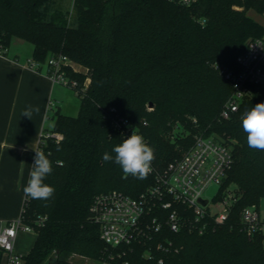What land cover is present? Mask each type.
Listing matches in <instances>:
<instances>
[{"label": "trees", "instance_id": "16d2710c", "mask_svg": "<svg viewBox=\"0 0 264 264\" xmlns=\"http://www.w3.org/2000/svg\"><path fill=\"white\" fill-rule=\"evenodd\" d=\"M251 7L264 14L263 0H201L192 6L166 0H0L2 48L23 40L34 47L32 60L45 65L62 54L87 67L92 80L86 86L85 74L68 69L78 82L79 116L58 114L53 131L63 140L39 145L53 167L45 183L56 191L49 201L26 198L22 219L37 240L24 264H73L74 254L112 264H264V236H248L241 224L242 210L264 199V151L248 147L241 126L242 114L264 102V88L252 86L238 112L222 117L233 94L223 72L238 71L248 41L264 35ZM116 115L154 148L151 167L159 173L182 157L196 135L231 137L233 162L221 186L224 191L235 185L228 191L229 220L203 235L173 232L166 223L157 230L154 219L165 221L170 209L152 200L140 240L108 246L91 219L95 197L115 190L141 199L156 185L152 173L124 178L117 164L102 160L126 138L114 126ZM181 127L189 130L186 136L172 133Z\"/></svg>", "mask_w": 264, "mask_h": 264}, {"label": "built area", "instance_id": "2783aa9c", "mask_svg": "<svg viewBox=\"0 0 264 264\" xmlns=\"http://www.w3.org/2000/svg\"><path fill=\"white\" fill-rule=\"evenodd\" d=\"M166 1L192 6L201 0ZM7 52L8 50L0 46V56H7ZM237 63L238 71L223 72L233 87L232 97L222 112L224 119H229L232 114L238 112L240 104L250 96L252 86L264 88V35L248 41ZM28 67L37 72H41L45 67L46 74L54 81L73 89L78 85L75 79H70L67 75L72 65L71 59L65 55L53 56L45 65L30 59ZM115 111L112 109V112ZM113 123L126 138L133 131L137 134L131 123L119 115L115 116ZM50 138L60 142L63 135L54 131H44L40 136V144ZM37 151H40V148ZM232 162L231 146L224 139L196 135L192 146L181 158L171 162L163 173L156 172L151 167L149 173L155 175L156 185L148 189L141 199L115 190L99 194L91 206V219L99 227L101 239L108 246L127 247L140 240L143 226L149 227L147 204L148 201L157 200L161 204V209H170L165 221L157 223V218L154 219L157 230L166 223L173 232L188 229L199 235L206 234L224 225L230 218L233 200L228 192L223 194L221 186ZM212 185L219 186L217 193L209 201L204 200L205 192ZM175 204L185 207L184 212L174 207ZM187 211L192 212L191 216L186 213ZM45 219L41 218L37 224L41 225ZM241 224L248 236H264V213L260 205L245 207L241 212ZM19 232H35L33 226L23 221L22 214L0 228V249L8 256L7 264H24V255L15 250Z\"/></svg>", "mask_w": 264, "mask_h": 264}, {"label": "crops", "instance_id": "0c3cea01", "mask_svg": "<svg viewBox=\"0 0 264 264\" xmlns=\"http://www.w3.org/2000/svg\"><path fill=\"white\" fill-rule=\"evenodd\" d=\"M24 42L13 39L7 56H0V228L23 212L27 197L23 188L42 132L54 130L58 114L77 118L81 109L73 88L54 81L45 67L41 72L28 67L34 47ZM29 105L40 109L31 119L22 116ZM36 240L35 232H19L15 250L27 255ZM7 260L0 249V264Z\"/></svg>", "mask_w": 264, "mask_h": 264}, {"label": "clouds", "instance_id": "9594fccd", "mask_svg": "<svg viewBox=\"0 0 264 264\" xmlns=\"http://www.w3.org/2000/svg\"><path fill=\"white\" fill-rule=\"evenodd\" d=\"M38 106L29 105L22 116L31 119L33 112H39ZM241 126L246 133L247 145L251 149L264 151V102H260L246 110L241 116ZM56 151H62L57 146ZM112 155L104 152L102 160L117 164L123 171L124 178L132 176L137 179H145L151 171V164L155 159V150L151 147L142 135L132 134L124 138L122 143L112 149ZM34 162L29 172V179L23 192L32 199L49 201L54 197L56 189L45 183V180L53 172L52 161L42 151H35ZM58 166L64 162L57 160Z\"/></svg>", "mask_w": 264, "mask_h": 264}, {"label": "rangeland", "instance_id": "374dc122", "mask_svg": "<svg viewBox=\"0 0 264 264\" xmlns=\"http://www.w3.org/2000/svg\"><path fill=\"white\" fill-rule=\"evenodd\" d=\"M249 14L255 18L258 22H263L264 23V20H263V15L262 14H259L257 13V10L255 7H251L249 9ZM18 42H23V40L21 41L20 39H18ZM27 46H31L30 43L28 42H24ZM71 65H72V69H75L77 70L79 73H83L87 76L86 78V84L87 85H90L91 84V75H90V71L87 67L83 66L82 64H80L79 62L77 61H74L71 59ZM175 132H178L180 134H184V136H186V134L189 132V130L187 129H184L183 127H181L180 129H173L172 133H175ZM172 140L175 139V136H171ZM225 141L228 142V144H234V141L231 139V137H226L224 136L223 137ZM235 185L233 183H229V187H227L226 189H224L223 191V194L224 192H228V191H231L232 188H234ZM219 189V186L217 185H212L204 194V200H207L209 201L210 199H212L215 194L217 193ZM260 207H261V211L264 213V199L261 200V203H260ZM71 263L73 264H102V263H99L96 259L94 258H91L89 256H84V255H81V254H74L72 257H71ZM111 264V263H110Z\"/></svg>", "mask_w": 264, "mask_h": 264}]
</instances>
